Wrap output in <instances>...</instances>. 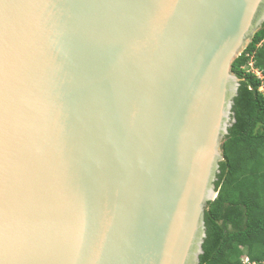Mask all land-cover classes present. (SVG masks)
<instances>
[{
  "label": "water",
  "instance_id": "95a60500",
  "mask_svg": "<svg viewBox=\"0 0 264 264\" xmlns=\"http://www.w3.org/2000/svg\"><path fill=\"white\" fill-rule=\"evenodd\" d=\"M263 24L264 0H0V264H199Z\"/></svg>",
  "mask_w": 264,
  "mask_h": 264
},
{
  "label": "trees",
  "instance_id": "16d2710c",
  "mask_svg": "<svg viewBox=\"0 0 264 264\" xmlns=\"http://www.w3.org/2000/svg\"><path fill=\"white\" fill-rule=\"evenodd\" d=\"M249 59L263 79L243 69ZM233 70L241 78L232 108L236 121L222 145L219 192L205 211L199 264H264V24Z\"/></svg>",
  "mask_w": 264,
  "mask_h": 264
},
{
  "label": "clouds",
  "instance_id": "9594fccd",
  "mask_svg": "<svg viewBox=\"0 0 264 264\" xmlns=\"http://www.w3.org/2000/svg\"><path fill=\"white\" fill-rule=\"evenodd\" d=\"M253 60L252 59H249L248 61H247V64L246 65H244L243 66V69H245L246 71H252V72H254L255 73V75L257 76V77H259V78H261V79H263V72L261 71V70H259V69H255L254 67H253ZM260 90L261 91H264V87L263 86H261L260 87ZM220 173V172H219ZM218 173V174H219ZM218 174H217V176H218ZM218 178V177H217ZM216 181H217V179H216ZM215 181V182H216ZM215 190L217 191V195H218V192H219V190H217V188H216V184H215ZM217 197V196H216ZM216 199V198H215ZM214 199V200H215Z\"/></svg>",
  "mask_w": 264,
  "mask_h": 264
},
{
  "label": "built area",
  "instance_id": "2783aa9c",
  "mask_svg": "<svg viewBox=\"0 0 264 264\" xmlns=\"http://www.w3.org/2000/svg\"><path fill=\"white\" fill-rule=\"evenodd\" d=\"M249 259H248V257L247 256H245L244 258H243V261H244V263H249V261H248Z\"/></svg>",
  "mask_w": 264,
  "mask_h": 264
}]
</instances>
